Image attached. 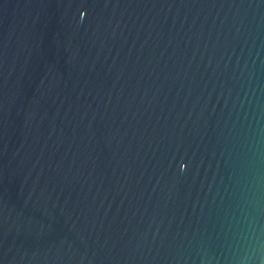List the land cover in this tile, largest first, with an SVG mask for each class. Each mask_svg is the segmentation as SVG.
<instances>
[{"label": "water", "instance_id": "95a60500", "mask_svg": "<svg viewBox=\"0 0 264 264\" xmlns=\"http://www.w3.org/2000/svg\"><path fill=\"white\" fill-rule=\"evenodd\" d=\"M0 264H264V0H0Z\"/></svg>", "mask_w": 264, "mask_h": 264}]
</instances>
